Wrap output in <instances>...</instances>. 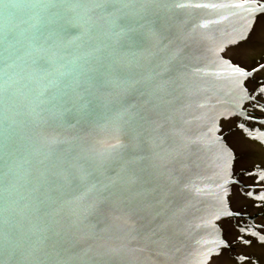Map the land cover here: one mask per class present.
Here are the masks:
<instances>
[{
    "label": "water",
    "instance_id": "water-1",
    "mask_svg": "<svg viewBox=\"0 0 264 264\" xmlns=\"http://www.w3.org/2000/svg\"><path fill=\"white\" fill-rule=\"evenodd\" d=\"M241 0H0V264H208Z\"/></svg>",
    "mask_w": 264,
    "mask_h": 264
},
{
    "label": "flooded vegetation",
    "instance_id": "flooded-vegetation-1",
    "mask_svg": "<svg viewBox=\"0 0 264 264\" xmlns=\"http://www.w3.org/2000/svg\"><path fill=\"white\" fill-rule=\"evenodd\" d=\"M241 1L257 12L252 28L221 54L245 74L239 114L225 116L219 130L234 157L226 201L234 217L221 222L225 247L208 264H264V0Z\"/></svg>",
    "mask_w": 264,
    "mask_h": 264
}]
</instances>
